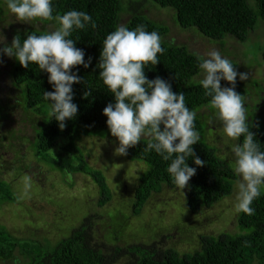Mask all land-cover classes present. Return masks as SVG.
Segmentation results:
<instances>
[{"label": "trees", "instance_id": "1", "mask_svg": "<svg viewBox=\"0 0 264 264\" xmlns=\"http://www.w3.org/2000/svg\"><path fill=\"white\" fill-rule=\"evenodd\" d=\"M151 1L162 8L173 9L176 13L175 22L180 28L195 27L205 37L221 42L226 35L244 42L254 31L258 20L264 23V0ZM52 5L54 16L72 10L83 11L92 17L96 25L92 27L89 24L84 29H77L69 37L76 40V47L84 50L86 61L88 57H92L88 68L83 65L73 68L81 77L80 83L73 84V102L78 105V114L75 119L66 122L63 130L54 118L49 117L50 103L44 99L43 93L53 89L48 82V73L39 71L35 64L25 68L14 58L12 85L20 90L25 110L29 109L41 117V124L35 126L34 139L30 146L34 156L59 172L83 173L89 176L98 188L97 205L104 206L112 198L110 187L103 172L86 162L83 151L77 145L83 136L105 137L109 132L107 117L102 110L109 102H114V96L107 91L99 78L98 64L103 40L121 23L130 30L144 25L147 31L158 32L164 52L158 54L159 61L156 65L145 67V75L149 80L160 77L171 84L174 92L183 93L186 106L196 113L195 128L199 133L203 129L204 119L211 116L201 113L210 104V97L205 96L201 83L189 85L188 81L201 71L198 66L201 56L190 52L183 44L164 40L169 33L168 26L150 19L142 4L131 3L124 6L121 5V0H52ZM5 7V0H0V21L7 13ZM36 22L48 24L50 21ZM51 22L58 27L56 21ZM27 30L16 34L21 41L29 34H46L43 28ZM221 46L224 48V45ZM260 55L264 73V43L260 47ZM230 62L237 70V65L232 60ZM221 86L231 87V84L222 80ZM235 91L242 98L245 96L243 81L239 76ZM87 92H91V95L85 96ZM2 112L0 107V119L5 118ZM249 126L264 149V123L249 120ZM59 136L66 142L53 156L50 150ZM204 140L205 136L200 135L199 142L192 147L195 155L205 163L198 166L193 158L187 161L190 167L196 168L185 192L187 208L193 214L212 207L230 195L237 179L229 163L220 158L216 149ZM149 141L150 139L142 138L137 145L127 150V155H123L129 161H141L146 165L135 188L132 203V213L135 216L140 213L152 193H156L162 186L172 189L176 187L166 171L170 162L164 161L154 150H146ZM242 141L243 137L240 142ZM17 201L18 197L9 185L6 182L0 183V205ZM251 207L255 209L253 215L238 213V233L202 235L199 238L200 249L184 254L171 247L163 248V242H159L161 240L148 244H117L118 246L96 241L93 227L97 215L93 213L83 217L68 235L55 244L46 246L31 240L23 241L13 235L5 225L0 224V260H12L15 251L19 250L25 260L24 264H113L122 258L125 260L124 264H255V260L258 264H264V186H261V194Z\"/></svg>", "mask_w": 264, "mask_h": 264}, {"label": "rangeland", "instance_id": "2", "mask_svg": "<svg viewBox=\"0 0 264 264\" xmlns=\"http://www.w3.org/2000/svg\"><path fill=\"white\" fill-rule=\"evenodd\" d=\"M131 3L142 4L150 19L168 26L169 33L164 40L183 44L199 57L217 50L237 65L238 73H247L248 79L243 80L245 96L242 100L248 120L264 123V73L260 55V47L264 43L263 22L258 20L254 31L244 42L230 35H226L221 42L205 37L195 27L180 28L175 22L176 13L169 7L162 8L151 0H121L124 6ZM5 11L7 13L0 21V38L4 36L8 45L16 34L26 32L28 28H43L46 33L56 28L51 21L48 24L18 21L7 7ZM14 64V57L0 55V107L5 114V118L0 119V183L6 182L18 197L17 202L0 205V224L5 225L13 235L43 246L53 245L68 235L83 217L93 213L97 215L93 227L96 241L118 246L161 240L163 248L171 247L184 254L200 249L199 238L202 235L239 232V212L236 210L239 177L230 195L199 213L193 214L187 208V186L183 191L162 186L151 194L140 213L133 215L135 188L146 165L115 154L119 142L110 131L105 137L83 136L77 142L86 162L103 172L112 193L108 203L98 206V188L89 176L59 172L34 156L30 146L35 126L41 124V117L29 109L25 110L20 90L12 85ZM202 78L200 71L190 78L188 84L201 83ZM209 108L208 105L201 110L203 115L211 116L204 119L199 134L204 135V141L232 167L231 147L236 141H230L223 135L222 124L215 119L214 110ZM143 139L149 140L150 137ZM65 142L59 136L50 154L55 156ZM14 258L0 260V264L25 262L19 250L15 251ZM124 261L122 258L113 264H124ZM254 263L258 264L256 260Z\"/></svg>", "mask_w": 264, "mask_h": 264}, {"label": "clouds", "instance_id": "3", "mask_svg": "<svg viewBox=\"0 0 264 264\" xmlns=\"http://www.w3.org/2000/svg\"><path fill=\"white\" fill-rule=\"evenodd\" d=\"M6 7L16 20L22 22L56 21L58 27L46 34H29L21 41L16 35L10 45L5 37L0 38V55L15 58L28 68L35 64L39 71L48 73L52 91H44L43 97L50 103L48 113L58 122L61 130L68 120L75 119L78 105L73 102V84L81 77L73 68L78 65L88 68L92 57L85 60L84 50L76 47L71 39L73 31L84 29L89 24L95 27L92 17L83 11H68L53 15L52 0H5ZM161 37L156 31H147L144 25L129 29L121 23L103 40L99 62V78L114 102L103 108L106 124L119 142L115 154L127 155V150L150 137L146 150H154L164 161L170 162L166 169L172 183L183 191L196 168L187 163L202 166L205 161L195 155L193 145L199 142L200 134L195 128L196 113L185 104L183 93L172 90L166 80L157 77L149 80L145 67L156 65L158 54H163ZM201 86L210 97V109L223 127V135L236 141L231 147L232 171L239 177L236 192V210L253 215L251 207L264 186V149L250 131L244 102L235 91L237 76L247 80V73H238L234 64L212 50L201 57ZM231 87H222L221 81ZM91 92L85 93V96ZM163 125V128H161ZM243 137L242 143L240 142Z\"/></svg>", "mask_w": 264, "mask_h": 264}]
</instances>
